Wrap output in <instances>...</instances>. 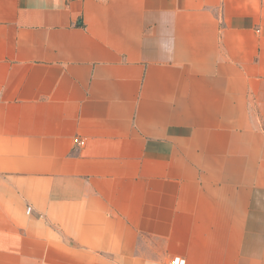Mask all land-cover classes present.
I'll return each mask as SVG.
<instances>
[{
    "label": "crops",
    "instance_id": "0c3cea01",
    "mask_svg": "<svg viewBox=\"0 0 264 264\" xmlns=\"http://www.w3.org/2000/svg\"><path fill=\"white\" fill-rule=\"evenodd\" d=\"M175 257L264 264V0H0V264Z\"/></svg>",
    "mask_w": 264,
    "mask_h": 264
},
{
    "label": "built area",
    "instance_id": "2783aa9c",
    "mask_svg": "<svg viewBox=\"0 0 264 264\" xmlns=\"http://www.w3.org/2000/svg\"><path fill=\"white\" fill-rule=\"evenodd\" d=\"M77 143L81 145L82 141L78 140ZM29 210H30V208L27 207L26 211H29ZM184 263H185L184 259H181V258H178V257H175V258L172 259V264H184Z\"/></svg>",
    "mask_w": 264,
    "mask_h": 264
}]
</instances>
